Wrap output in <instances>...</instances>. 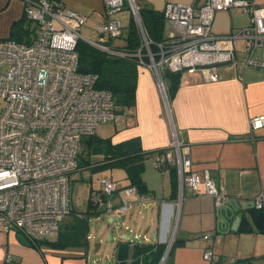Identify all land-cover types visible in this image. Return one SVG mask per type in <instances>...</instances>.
<instances>
[{
    "label": "crops",
    "instance_id": "0c3cea01",
    "mask_svg": "<svg viewBox=\"0 0 264 264\" xmlns=\"http://www.w3.org/2000/svg\"><path fill=\"white\" fill-rule=\"evenodd\" d=\"M61 1L86 17L81 29L90 19L93 26L108 17L118 20L115 17L119 11L105 13L103 0ZM133 2L138 9L161 12L170 2L199 4L201 0ZM258 3L264 5V0ZM129 11L131 14V9ZM23 19L22 0H0V39L33 41L36 26ZM164 23L163 41L172 45L177 32L166 20ZM249 23L247 12L236 7L223 8L215 12L211 31L225 35ZM114 44H121V40L114 39ZM234 44L238 49L237 61L218 64L216 80H205L199 70H183L177 89L169 96L162 76L164 72L162 92L156 75L147 66H138L134 105L125 109V120L114 122L115 132L109 138L116 144L137 137L142 150L149 151L150 155L144 160L140 174L142 191L128 196L132 202L130 209L118 216L103 211L109 215V221L122 220L120 227L129 231L116 232L113 238L108 235L113 243L106 246L107 255L102 254L105 251L101 249V239L90 246L88 231L86 240L79 245H31L27 240L29 245L26 246L17 240L18 232L0 230V264H4L7 253L14 256L16 264H130L135 243L159 242L167 246L171 242V246L174 240L175 246L169 257L168 250L164 263L210 264L203 257L209 247L202 237L205 233L213 237V262L264 264V210L245 205L247 200L264 193V127L251 130L249 125L252 116L264 114V66L245 65L244 40L236 39ZM262 49L264 47L254 50L255 59L261 58ZM174 144L188 153L191 170L199 174L207 170L214 183L224 189L228 196L225 204L216 208L203 183L199 184L197 194L184 186L180 196L174 162L163 161L158 167L154 166L156 158L164 151H173L176 158ZM119 169L123 171L125 182L117 183L118 186H128L130 180L126 172ZM141 194L150 199H140ZM113 202L117 204L118 200L114 197ZM235 204L238 212L231 208ZM237 214L240 220L233 227ZM64 220L55 236L46 238L56 240L68 221ZM122 245H126L127 250H124V260L120 261L116 252Z\"/></svg>",
    "mask_w": 264,
    "mask_h": 264
},
{
    "label": "built area",
    "instance_id": "2783aa9c",
    "mask_svg": "<svg viewBox=\"0 0 264 264\" xmlns=\"http://www.w3.org/2000/svg\"><path fill=\"white\" fill-rule=\"evenodd\" d=\"M24 16L36 26L31 42L0 39V97L5 105L0 113V230L16 231L35 242L59 231L62 221L71 213L69 206L70 175L78 169V153L82 137L95 134L100 122L125 120L110 91L95 87L96 74L78 71L76 45L84 38L81 27L86 17L68 8L60 0H22ZM107 15L122 10L124 0H103ZM136 18L142 40L138 56L145 55L147 66L164 91L161 75L164 71L199 70L204 79H217L218 64H235L238 51L234 42L244 40L245 65L264 66L253 52L264 47V5L258 0H201L195 3H167L162 9L165 20L177 35L173 44L157 43L152 52V41L138 17V7L128 0ZM236 7L247 12L250 23L225 35H215L211 24L217 10ZM121 22L107 18L95 25L99 42L122 33ZM105 48L104 46H102ZM108 52L112 49L105 48ZM251 130L264 127V114L252 116ZM174 152L164 151L154 166L163 161L176 166L178 192L184 186L198 193L200 183L213 199L216 208L225 204L228 196L217 186L207 170L199 174L191 170L188 153L174 144ZM136 186L120 187L112 177H104L99 191L91 202L99 210L117 216L130 209L128 196L138 194ZM114 197L118 200L114 204ZM140 199H150L141 194ZM247 208L264 210V193L245 202ZM79 217L85 214L76 212ZM209 243L203 257L210 264H231V260L213 262L212 234L202 235ZM4 264H16L7 253ZM251 264V263H248Z\"/></svg>",
    "mask_w": 264,
    "mask_h": 264
},
{
    "label": "trees",
    "instance_id": "16d2710c",
    "mask_svg": "<svg viewBox=\"0 0 264 264\" xmlns=\"http://www.w3.org/2000/svg\"><path fill=\"white\" fill-rule=\"evenodd\" d=\"M123 8L130 9L128 0H124ZM138 17L148 38L152 41L151 51H157V43L164 42L165 37V18L162 11L139 8ZM26 19L24 16L23 21ZM116 38L121 40V44H114ZM10 39L22 41L16 38ZM95 41L101 46L93 45L83 38L78 40L76 45L78 71L85 74H96L95 87L110 91L117 108L125 111V109L131 108L135 102L138 66L141 64V60L144 62L149 60L143 55V50L141 57L138 56L142 40L135 16L130 14L129 22L123 26L119 36L110 37L106 42H99L96 37ZM102 46L112 49L114 52H108ZM179 74L180 72L164 71L162 76L166 83L168 96L177 89ZM80 145L83 150L78 153V167L89 165L92 155H100L102 160L96 167L122 168L130 180L128 186L134 185L138 192L142 191L143 181L140 174L143 162L150 155V152L142 150L137 137L113 144L109 137L101 138L92 134L82 137ZM92 194L93 189L90 190L86 212H81L85 214V217H79L76 215L78 211H72L73 218L65 223L64 229L60 230L56 240L44 238L35 242L30 241V244L47 243L56 246L82 244L86 240L87 222L85 218L87 215L103 213L102 210L92 204ZM125 242L128 243L127 240ZM174 246L175 240L170 246L168 257ZM165 248L166 244L159 242L135 243L133 245V259L130 264H158ZM125 249L127 250V246L122 245L116 252L117 259L120 261L121 259L124 260L123 258L126 256Z\"/></svg>",
    "mask_w": 264,
    "mask_h": 264
},
{
    "label": "rangeland",
    "instance_id": "374dc122",
    "mask_svg": "<svg viewBox=\"0 0 264 264\" xmlns=\"http://www.w3.org/2000/svg\"><path fill=\"white\" fill-rule=\"evenodd\" d=\"M102 3V2H101ZM113 17V16H112ZM115 18L121 21L122 26H125L130 19V11L127 8H123L119 11ZM81 35L84 38L95 40L97 33L95 32V25L93 26L92 19L88 20L85 26L81 29ZM5 102L0 97V113L3 110ZM115 132V125L113 121L100 122L95 128V134L98 137H109ZM83 147L80 145L79 152L81 153ZM102 156L92 155L90 157V164L84 167H79L73 171L70 175L69 182V206L72 211L86 212L88 205V198L90 196V190L93 189V193H96L101 188L102 179L104 177H112L117 183L123 184L125 177L123 171L118 167H96ZM73 214H68L64 221L71 220ZM87 222V231L89 233L90 246H93L95 242L101 239V249L103 256L107 255V245L113 243L112 238L116 232H129L124 229V226L120 227V221H109V215L106 212L100 214H90L85 218ZM131 232L130 234H132ZM111 234L112 238L109 240L108 235ZM55 235L52 234L49 237L52 238ZM109 264V262H106Z\"/></svg>",
    "mask_w": 264,
    "mask_h": 264
},
{
    "label": "water",
    "instance_id": "95a60500",
    "mask_svg": "<svg viewBox=\"0 0 264 264\" xmlns=\"http://www.w3.org/2000/svg\"><path fill=\"white\" fill-rule=\"evenodd\" d=\"M233 206H234V207H231V208H232L233 210H235V211L238 212V211H239L238 206H237L236 204L233 205ZM239 220H240V214H237L236 217H235V219H234V221H233L232 226L235 227V225L238 223ZM110 235H111V234H109V238H110ZM153 236H154V234H153ZM16 238H17V240H18L21 244L26 245V246L29 245V242L27 241V239H26L22 234L18 233V234L16 235ZM170 243H171V242H169V243L167 244V246H166V248H165V251H164V253H163V255H162V257H161V259H160V261H159V264H163V263H164V260H165V258H166L167 253H168V250H169Z\"/></svg>",
    "mask_w": 264,
    "mask_h": 264
}]
</instances>
